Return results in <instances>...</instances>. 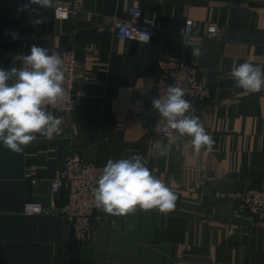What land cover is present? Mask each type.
<instances>
[{
  "label": "crops",
  "instance_id": "1",
  "mask_svg": "<svg viewBox=\"0 0 264 264\" xmlns=\"http://www.w3.org/2000/svg\"><path fill=\"white\" fill-rule=\"evenodd\" d=\"M78 1V15L61 21L51 8L0 0V67L27 53L10 39L19 30L31 37L29 49H76L81 75L75 110L51 112L63 118L59 136L39 137L21 154L0 142V264H264V227L239 201L223 196L264 189V89L249 93L229 76L233 61L264 66V0ZM132 6L160 16L162 28L149 43L97 29L126 18ZM40 17L44 22L34 24ZM187 18L201 30L218 23L224 38L185 48ZM182 60L195 63L213 88L206 111L194 112L215 141L211 152H195L187 137H157L147 111L157 79ZM157 142L171 144L172 151L154 155ZM69 151L103 165L144 156L151 173L176 195L174 208H137L126 216L100 210L94 237L76 244L60 213H25L29 201L50 205L51 179ZM65 202L61 197L57 204Z\"/></svg>",
  "mask_w": 264,
  "mask_h": 264
},
{
  "label": "clouds",
  "instance_id": "2",
  "mask_svg": "<svg viewBox=\"0 0 264 264\" xmlns=\"http://www.w3.org/2000/svg\"><path fill=\"white\" fill-rule=\"evenodd\" d=\"M31 5L45 11L52 6V0H30L24 7ZM43 22L44 17L33 21ZM229 76L236 87L249 93L264 89L262 65L233 61ZM64 79L62 57L35 44L29 54H17L10 67H0V142L6 149L21 154L25 147L38 142L39 137L51 140L62 133L63 118L54 116L47 106L64 97ZM151 104L164 119L166 128L174 130L180 139L190 138L195 152L202 148L213 150L215 141L194 114V106L185 98L181 87L168 86L166 93L153 98ZM153 147L156 156L166 157L172 151L171 144L157 142ZM93 196L97 208L113 216H126L137 208L166 212L174 208L176 201V195L151 173L147 160L140 154L108 159Z\"/></svg>",
  "mask_w": 264,
  "mask_h": 264
},
{
  "label": "built area",
  "instance_id": "3",
  "mask_svg": "<svg viewBox=\"0 0 264 264\" xmlns=\"http://www.w3.org/2000/svg\"><path fill=\"white\" fill-rule=\"evenodd\" d=\"M19 1L30 3V0ZM50 8L55 19L63 21L77 16L81 10V3L78 0H52ZM161 28L162 21L157 12H147L138 6L130 7L126 18L114 17L97 27L99 31H110L119 38L143 44L149 43ZM182 37L185 48L196 49L207 39L222 40L224 33L216 22L207 23L205 29L201 30L192 18H187L182 29ZM10 39L21 43L27 51L26 54L30 53L29 44L32 39L27 33L14 30ZM49 50L59 54L63 59L65 95L56 104L48 105L47 110L69 114L75 110L77 103L76 85L81 76L78 54L76 49ZM170 85L181 87L185 98L192 103L194 109L197 108L201 112L206 111L207 106L204 105L212 98L213 93V88L200 76V69L195 63L182 60L175 66L167 68L157 79L147 102V111L153 120L154 132L157 137L164 139H174L178 136L174 130L166 128L164 119L153 109L151 100L164 95ZM104 166L86 160L78 151H69L61 173L51 179L50 205L47 206L40 201H29L25 205V213L31 215L60 213L70 226L73 241L76 244L89 242L102 223L93 189ZM34 183L37 181L34 180ZM63 196L66 197V202L59 207L57 201ZM223 196L239 201L254 217L253 223L264 227V189L244 187L236 192H224Z\"/></svg>",
  "mask_w": 264,
  "mask_h": 264
},
{
  "label": "trees",
  "instance_id": "4",
  "mask_svg": "<svg viewBox=\"0 0 264 264\" xmlns=\"http://www.w3.org/2000/svg\"><path fill=\"white\" fill-rule=\"evenodd\" d=\"M63 197H65V196H63ZM66 198V197H65Z\"/></svg>",
  "mask_w": 264,
  "mask_h": 264
}]
</instances>
